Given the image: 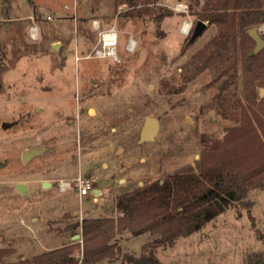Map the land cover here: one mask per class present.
<instances>
[{"label":"rangeland","instance_id":"rangeland-1","mask_svg":"<svg viewBox=\"0 0 264 264\" xmlns=\"http://www.w3.org/2000/svg\"><path fill=\"white\" fill-rule=\"evenodd\" d=\"M207 1L136 0L130 6L126 0H0V264L72 242H79L77 252L81 221L119 216V194L188 165L197 172L201 138L219 147L228 129L239 125L222 113V94L224 104L241 100L250 113H260L264 47L245 72L235 40L234 69L216 73L210 65L191 76L193 55L207 51L217 34L218 27L199 15ZM177 4L186 10H175ZM184 20L191 24L187 33L180 28ZM200 20L205 29L191 41ZM33 26L38 34L31 38ZM253 27L264 38V22ZM111 28L117 60L96 53L100 30ZM129 39L133 50L126 48ZM254 45L252 40L246 50ZM247 92L254 93L253 102L245 99ZM152 116L158 131L141 142V128ZM25 151L30 154L23 159ZM74 174L92 178L94 192L79 196L77 182L61 191L56 182ZM20 182L24 193L17 190ZM262 182L247 191L250 206H230L172 246L157 247L159 262L256 263L264 254ZM75 234L80 237L73 239ZM151 238L125 231L116 239L119 255L96 264H126L121 255L139 256Z\"/></svg>","mask_w":264,"mask_h":264},{"label":"trees","instance_id":"trees-1","mask_svg":"<svg viewBox=\"0 0 264 264\" xmlns=\"http://www.w3.org/2000/svg\"><path fill=\"white\" fill-rule=\"evenodd\" d=\"M126 2L130 6L136 5V0ZM228 8H234L235 13L220 12ZM201 11V18L209 20L218 28L217 34L208 41L209 49L193 55L191 76L210 65L215 66L216 73L218 70L227 72L234 69L235 40L239 43V57L244 62V70L249 71L246 68L248 62L257 60L260 51L253 54L246 50L252 41L248 30L264 22V0H208ZM167 13L170 12L166 10L160 14L158 20ZM1 83L0 79V89ZM249 85L246 82L248 88ZM253 94L247 92L244 97L248 102H253ZM226 97L222 94L219 98L224 101ZM222 101V113L239 119L237 127L228 129L225 144L219 147L206 145V139L201 138L205 148L197 161V172L188 165L163 177L162 182L156 179L122 192L116 197L115 208L119 214L116 218L105 216L83 219L80 223L81 264L111 261L118 256L117 235L121 236L125 231L134 236L149 233L152 238L141 245L139 256L123 253L122 263L161 264L156 256L157 247L172 246L177 238L200 230L206 222L230 206L239 203L251 205L245 200L247 191L262 186L264 178V106L258 107L260 113H250V107L239 102L241 100L232 101L231 104ZM254 152L261 154L256 155ZM78 243L64 244L31 259L24 258L6 264H75V247ZM262 256H258L254 264H264V254Z\"/></svg>","mask_w":264,"mask_h":264},{"label":"built area","instance_id":"built-area-1","mask_svg":"<svg viewBox=\"0 0 264 264\" xmlns=\"http://www.w3.org/2000/svg\"><path fill=\"white\" fill-rule=\"evenodd\" d=\"M186 8L187 6L185 4H177L175 7V10L183 12L186 10ZM95 26H96L95 28L97 29L99 27L98 23H95ZM190 26H191L190 22L184 20L180 28L183 33L184 32L187 33L191 29ZM28 32L30 33L31 38L35 37L38 34L36 26L30 27ZM99 33H100L101 49L96 51L97 55L98 56L110 55L112 56L114 60H117V56L115 54V47H114L116 44V37H117L116 31L113 28H111L105 31L100 30ZM108 33H114V36L106 37ZM134 43L135 41H133L132 39H129L126 44L127 50H133L135 47ZM74 182H77L76 187H74ZM56 183L61 191H65L73 187L76 188L79 196H88L89 194H92L94 192V181L92 178L88 176L82 177L80 175H75L72 178H70V180H66V181L60 180ZM75 257L77 258L76 264L81 263L82 261L81 247L80 249L77 250V252H75ZM91 264H96V263H91Z\"/></svg>","mask_w":264,"mask_h":264},{"label":"water","instance_id":"water-1","mask_svg":"<svg viewBox=\"0 0 264 264\" xmlns=\"http://www.w3.org/2000/svg\"><path fill=\"white\" fill-rule=\"evenodd\" d=\"M205 26L206 24L202 20L198 21L196 25L194 26L190 40L192 41L197 36H199L200 33L205 29L204 28ZM248 35L253 40V43H255L252 49V53L256 54L258 51H260L264 47V38L260 35L256 27H251V29L248 30ZM7 125L9 124L3 123V127H6ZM141 130H142L140 134L141 142L153 140V137L158 131V119L154 116L146 118ZM29 154H30V151H25L23 153V159H25V157ZM1 166L2 164H0V168ZM42 183L44 187L50 186V183L47 181H43ZM16 187L19 192L21 193L25 192L26 186L24 183L22 182L17 183ZM79 237H80V234H76L75 238H79Z\"/></svg>","mask_w":264,"mask_h":264},{"label":"bare ground","instance_id":"bare-ground-1","mask_svg":"<svg viewBox=\"0 0 264 264\" xmlns=\"http://www.w3.org/2000/svg\"><path fill=\"white\" fill-rule=\"evenodd\" d=\"M112 36H114V33H108V34L106 35V37H112Z\"/></svg>","mask_w":264,"mask_h":264},{"label":"crops","instance_id":"crops-1","mask_svg":"<svg viewBox=\"0 0 264 264\" xmlns=\"http://www.w3.org/2000/svg\"><path fill=\"white\" fill-rule=\"evenodd\" d=\"M74 176H75V174H74ZM51 185V184H50ZM95 191H97V189L95 190ZM128 232V231H127ZM124 233V232H123ZM75 236H76V234L75 235H73L72 236V238L74 239L75 238ZM122 236V235H121ZM120 235H117V237H121Z\"/></svg>","mask_w":264,"mask_h":264}]
</instances>
